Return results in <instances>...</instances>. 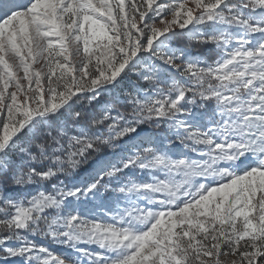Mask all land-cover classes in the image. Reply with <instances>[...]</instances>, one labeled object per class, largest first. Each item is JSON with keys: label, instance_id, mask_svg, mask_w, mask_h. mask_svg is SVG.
Instances as JSON below:
<instances>
[{"label": "snow or ice", "instance_id": "obj_1", "mask_svg": "<svg viewBox=\"0 0 264 264\" xmlns=\"http://www.w3.org/2000/svg\"><path fill=\"white\" fill-rule=\"evenodd\" d=\"M0 264H264V0H0Z\"/></svg>", "mask_w": 264, "mask_h": 264}]
</instances>
